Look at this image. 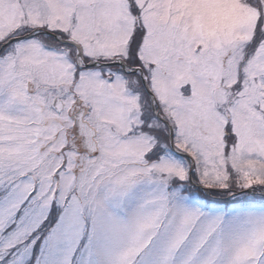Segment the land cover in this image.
Returning a JSON list of instances; mask_svg holds the SVG:
<instances>
[{
  "label": "snow or ice",
  "instance_id": "6c2138e0",
  "mask_svg": "<svg viewBox=\"0 0 264 264\" xmlns=\"http://www.w3.org/2000/svg\"><path fill=\"white\" fill-rule=\"evenodd\" d=\"M0 264H264V0H0Z\"/></svg>",
  "mask_w": 264,
  "mask_h": 264
}]
</instances>
